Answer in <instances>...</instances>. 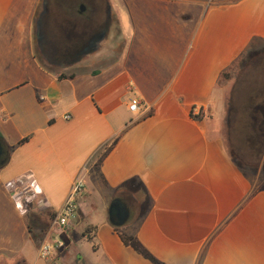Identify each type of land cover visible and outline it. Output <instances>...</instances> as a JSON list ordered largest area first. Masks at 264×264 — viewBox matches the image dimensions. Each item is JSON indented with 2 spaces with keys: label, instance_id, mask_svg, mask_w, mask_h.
Here are the masks:
<instances>
[{
  "label": "crops",
  "instance_id": "crops-1",
  "mask_svg": "<svg viewBox=\"0 0 264 264\" xmlns=\"http://www.w3.org/2000/svg\"><path fill=\"white\" fill-rule=\"evenodd\" d=\"M104 1L98 39V0H0V135L14 146L0 164V264H48L38 246L78 177L56 264H153L120 234L163 264H264V187L228 150L218 84L242 52L264 51V0ZM25 176L42 205L24 215L6 183ZM120 198L133 215L115 226Z\"/></svg>",
  "mask_w": 264,
  "mask_h": 264
},
{
  "label": "trees",
  "instance_id": "trees-1",
  "mask_svg": "<svg viewBox=\"0 0 264 264\" xmlns=\"http://www.w3.org/2000/svg\"><path fill=\"white\" fill-rule=\"evenodd\" d=\"M247 57V54L245 52H242L240 55H238L232 63L228 66V68L220 73V77L218 80L219 85H223L226 83L232 75V72L237 70L238 68L242 67V64L245 62ZM261 56H258L257 58H260ZM252 72V71H251ZM254 73V74H253ZM251 75H255L256 72H248L246 75H240L239 77V84L237 86H234L230 98L228 100V114H227V136L230 146L232 147V150L237 154V156L241 157L243 165L246 167H255L262 154L264 153V131L261 127L260 123L261 115L260 111H264L262 108H256V103L258 101L256 93L259 88H263V85L260 87L261 77L260 80L258 78H252ZM264 76V75H263ZM251 95V98L253 99V103H251L249 106H246L242 102L245 98H248ZM198 116H201V114H198ZM255 138L256 140H261L262 144L259 147V150H256L254 154L252 155H245V153L240 150L244 143L243 140L245 138ZM0 141H1V135H0ZM25 139L21 140L19 143H23ZM116 140L112 142L110 147L106 150V152L115 144ZM14 148V146H8L5 147V153L3 155L4 162L2 165H4L9 157V154L11 150ZM102 155L100 160L103 158ZM0 165V167L2 166ZM54 214H51L50 217H53ZM46 226V225H45ZM43 226V229L45 228ZM120 238L123 241V243L126 246H130L133 248L137 253L142 255L144 258L148 259L153 264H163L160 261H158L141 243L140 241L134 237V236H128L126 234H120Z\"/></svg>",
  "mask_w": 264,
  "mask_h": 264
},
{
  "label": "built area",
  "instance_id": "built-area-1",
  "mask_svg": "<svg viewBox=\"0 0 264 264\" xmlns=\"http://www.w3.org/2000/svg\"><path fill=\"white\" fill-rule=\"evenodd\" d=\"M140 101L138 98L131 97L128 102V109L131 112H137L139 110ZM195 109L192 110V114L195 113ZM205 112L203 109H199L195 114L203 115ZM64 120H69L70 115L65 114ZM6 187L10 191V194L16 202V207L22 214H27L31 205L35 204L36 207L42 205V200L38 199L39 189L35 183V180L31 176H25V179H18L17 181H9L6 183ZM85 189V182L82 177H78L74 180L68 198L65 200L61 208L54 213L51 221L44 232L43 238L40 241L37 250V256L39 259L46 261L48 264H56V260L53 256L58 251L62 250L66 241L64 235L66 234V228L71 220H74L78 212V199L81 197Z\"/></svg>",
  "mask_w": 264,
  "mask_h": 264
},
{
  "label": "rangeland",
  "instance_id": "rangeland-1",
  "mask_svg": "<svg viewBox=\"0 0 264 264\" xmlns=\"http://www.w3.org/2000/svg\"><path fill=\"white\" fill-rule=\"evenodd\" d=\"M258 56H261V57L257 58ZM259 60L261 61L263 60L262 63H260ZM251 71L256 72L255 75L250 74L252 78L256 77L260 80L261 75L262 76L264 75V51L260 53H254L251 55H247L245 62L242 64V67L232 72L231 78L226 82L227 84L224 83L225 86H227V88H225V93L228 92L226 95L227 100H229L230 98L233 87L239 84V81H238L239 77H241L242 75H246L248 72L252 73ZM221 104H222L221 101L216 100L215 106L213 107V112L216 113V116H219V117L222 115V113H224L223 111L224 108L223 106H221ZM228 150L234 156V158L238 160V162L240 163L241 167L243 168L245 173L248 175L250 180L258 187H264V155L262 154V156L259 159L258 164L255 167L251 168V167H246L245 165H243L241 157L237 156V154L232 150V147L230 146L229 141H228Z\"/></svg>",
  "mask_w": 264,
  "mask_h": 264
},
{
  "label": "flooded vegetation",
  "instance_id": "flooded-vegetation-1",
  "mask_svg": "<svg viewBox=\"0 0 264 264\" xmlns=\"http://www.w3.org/2000/svg\"><path fill=\"white\" fill-rule=\"evenodd\" d=\"M109 23V16H108V6L107 2L104 0H98V39L105 33V30L108 26ZM260 63H262L261 60H259ZM264 84V76L261 77V82H260V87L261 85ZM257 93V99L260 100L262 98V94L264 93V85L263 88L256 89ZM253 99L251 98V95L248 98H245L242 102L246 105L249 106L251 103H253ZM244 143V148L243 146L241 147L245 155H252L256 150H259L260 145L262 144L261 140H256L255 138H245L243 140ZM120 203L124 205V208L126 209L127 212V219H129L133 215V209L129 204H125L123 200L120 198L119 199Z\"/></svg>",
  "mask_w": 264,
  "mask_h": 264
},
{
  "label": "water",
  "instance_id": "water-1",
  "mask_svg": "<svg viewBox=\"0 0 264 264\" xmlns=\"http://www.w3.org/2000/svg\"><path fill=\"white\" fill-rule=\"evenodd\" d=\"M4 146L0 141V164L3 163ZM108 217L115 226H121L127 221V212L124 205L118 199H113L108 208Z\"/></svg>",
  "mask_w": 264,
  "mask_h": 264
}]
</instances>
